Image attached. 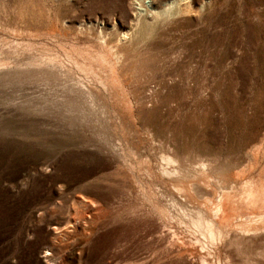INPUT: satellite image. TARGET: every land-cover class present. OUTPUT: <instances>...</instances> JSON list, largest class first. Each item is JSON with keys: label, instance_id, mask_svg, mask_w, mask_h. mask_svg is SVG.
<instances>
[{"label": "rangeland", "instance_id": "1", "mask_svg": "<svg viewBox=\"0 0 264 264\" xmlns=\"http://www.w3.org/2000/svg\"><path fill=\"white\" fill-rule=\"evenodd\" d=\"M135 1L0 0V264H264V0Z\"/></svg>", "mask_w": 264, "mask_h": 264}, {"label": "bare ground", "instance_id": "2", "mask_svg": "<svg viewBox=\"0 0 264 264\" xmlns=\"http://www.w3.org/2000/svg\"><path fill=\"white\" fill-rule=\"evenodd\" d=\"M154 1H157V0H136L135 1V3H136V8H137V13H139V11L142 9V8H140V7H142V6H144V7H149L150 9L152 8L151 6H152V4H153V2ZM162 0H160V1H157V2H161ZM173 1H175V0H171V1H167L166 2V4H172V2ZM179 1V0H178ZM181 1V0H180ZM133 2V1H132ZM185 2V1H184ZM134 4V3H133ZM165 4V5H166ZM175 4V3H174ZM154 5V4H153ZM157 5V4H156ZM172 6V5H171ZM167 7V6H166ZM170 7V6H169ZM148 8V9H149ZM166 9V8H165ZM169 10V9H168ZM142 11H144V10H142ZM151 11V13H158V15H160L159 14V12H157V11H155V10H150ZM179 11V10H178ZM148 12V11H147ZM163 12V11H162ZM165 12H166V10H165ZM164 12V13H165ZM136 13V14H137ZM146 14V13H145ZM141 15H142V13H141ZM151 15V14H150ZM167 15H168V13H167ZM136 18V17H135ZM142 20V19H141ZM141 26V25H140ZM141 28V27H140ZM126 34V33H125ZM162 159L165 161V163H171V162H174L173 160L174 159H172V158H170V157H162ZM173 164V163H172ZM177 170H179V169H177ZM176 169H171V171H169V172H171V173H176V171H177ZM165 172V174L166 173H168V174H170V175H172L171 173H169L168 171H167V169H164L163 170V173ZM178 174H179V171L177 172ZM176 173V174H177ZM164 174V175H165ZM175 174V175H176ZM177 174V175H178ZM169 175V176H170ZM174 175V176H175ZM167 177V176H166ZM224 196V195H223ZM222 196V197H223ZM223 204V203H222ZM222 210V207H221V198H220V196L216 199V202H215V204L213 205V216L214 217H216L219 213H220V211ZM222 212V211H221ZM214 217H213V219H210V218H208L207 216H205L200 210H197V211H195L194 212V214H192V215H189L188 216V219H189V223H191V226H193V228L195 229V232L200 236V238L202 237L203 239H206V240H208V242L210 241L211 243L213 242V241H216V239L219 237L220 238V234H221V230L217 227V224H216V221H215V219H214ZM263 218V217H262ZM201 238V239H202ZM207 242V243H208ZM214 244V243H213Z\"/></svg>", "mask_w": 264, "mask_h": 264}]
</instances>
